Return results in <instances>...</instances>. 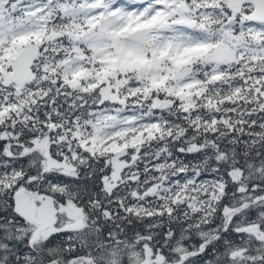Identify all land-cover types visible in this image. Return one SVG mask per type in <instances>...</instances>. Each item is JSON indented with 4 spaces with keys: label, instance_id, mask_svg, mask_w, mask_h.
I'll list each match as a JSON object with an SVG mask.
<instances>
[{
    "label": "snow or ice",
    "instance_id": "obj_1",
    "mask_svg": "<svg viewBox=\"0 0 264 264\" xmlns=\"http://www.w3.org/2000/svg\"><path fill=\"white\" fill-rule=\"evenodd\" d=\"M0 264H264V0H0Z\"/></svg>",
    "mask_w": 264,
    "mask_h": 264
}]
</instances>
